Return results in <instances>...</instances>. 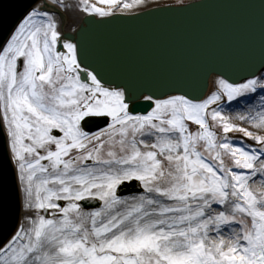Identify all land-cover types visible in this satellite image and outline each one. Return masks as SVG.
<instances>
[{"label":"snow or ice","instance_id":"6c2138e0","mask_svg":"<svg viewBox=\"0 0 264 264\" xmlns=\"http://www.w3.org/2000/svg\"><path fill=\"white\" fill-rule=\"evenodd\" d=\"M140 4L32 0L0 43V131L35 210L0 240V264H264V189L250 186L264 183V62L240 82L224 72L203 98L138 95L100 72L79 37L86 21ZM72 9L86 20L63 31ZM244 101L239 120L258 130L225 115ZM85 118L103 126L89 131Z\"/></svg>","mask_w":264,"mask_h":264},{"label":"water","instance_id":"95a60500","mask_svg":"<svg viewBox=\"0 0 264 264\" xmlns=\"http://www.w3.org/2000/svg\"><path fill=\"white\" fill-rule=\"evenodd\" d=\"M31 4L0 0V42ZM140 12L101 23L85 22L84 15L79 23L85 22L79 38L89 60L138 95L188 88L201 98L212 75L231 73L236 82L264 62V0H198ZM82 123L88 130L103 126L95 118ZM18 215L16 180L0 131V240L12 232Z\"/></svg>","mask_w":264,"mask_h":264},{"label":"rangeland","instance_id":"374dc122","mask_svg":"<svg viewBox=\"0 0 264 264\" xmlns=\"http://www.w3.org/2000/svg\"><path fill=\"white\" fill-rule=\"evenodd\" d=\"M186 1H189V0H141V4L139 6H137L136 8H133L129 11L139 10V9L144 8V7H148V6H152V5L177 4V3H183ZM67 3H69L70 5H72L73 3L78 4V3H80V0H75V2H74V0H67ZM76 14H77V12L73 9L66 12L68 20L71 19L72 21H74L75 17L77 16ZM73 28H75V26H73L71 29H73ZM262 71H264V70H262ZM214 90H215V88H211L209 90V92L207 93V95L210 94ZM233 105H234V103L229 102V104L226 105L224 108L225 115L230 116L231 119H235V118H233V116H235L233 113V111H234ZM232 134L236 137H243V134L239 133V132H233ZM244 139L248 140L249 143H252V141L249 138L245 137ZM17 169H18V166H17ZM18 172H19V169H18ZM19 183H20V188H21L22 212H23V218H24V225H27V221L25 219L26 216L33 215L35 210L34 209L29 210V209L25 208L24 183H23V181H21L20 176H19Z\"/></svg>","mask_w":264,"mask_h":264},{"label":"bare ground","instance_id":"6f19581e","mask_svg":"<svg viewBox=\"0 0 264 264\" xmlns=\"http://www.w3.org/2000/svg\"><path fill=\"white\" fill-rule=\"evenodd\" d=\"M74 2H75V0H74ZM72 5H75V4L73 3ZM84 14L85 13H83V12H77V14H76L77 16L75 17L74 21H72L71 19L68 20V17L65 14V22H64V26H63V29L62 30L63 31H68L73 26L78 25V23L80 22V20H81V18L83 17ZM218 79L219 78H213V80H211V83L209 85V89L216 88L217 87ZM249 104H250L249 101H244L243 105H241L239 103H236V104L233 105V108H234L233 113L235 115V116H233V118H235V119H231L232 122L245 123V122L239 120V115H242L245 111L248 110ZM253 110L254 111H259V109H253ZM245 126H248V127L252 128V130H258V129L255 128L254 125H249V124L245 123ZM259 164H260V161H257V165L258 166H259ZM250 186L253 187V188H256V189H264V183H261L260 182L259 177H257L256 179H253L252 181H250ZM20 216H21L20 217L21 219H20L18 228L20 227V225L23 224V220H24V218H23V212H21Z\"/></svg>","mask_w":264,"mask_h":264}]
</instances>
